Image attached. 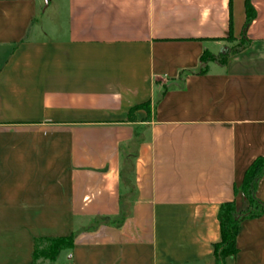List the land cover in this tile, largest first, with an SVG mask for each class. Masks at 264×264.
Segmentation results:
<instances>
[{"label":"crops","instance_id":"obj_1","mask_svg":"<svg viewBox=\"0 0 264 264\" xmlns=\"http://www.w3.org/2000/svg\"><path fill=\"white\" fill-rule=\"evenodd\" d=\"M244 2L228 39L230 0H0V264L71 234L55 263L214 264L219 205L247 208L264 156V0L243 31ZM236 247L264 264V213Z\"/></svg>","mask_w":264,"mask_h":264},{"label":"trees","instance_id":"obj_2","mask_svg":"<svg viewBox=\"0 0 264 264\" xmlns=\"http://www.w3.org/2000/svg\"><path fill=\"white\" fill-rule=\"evenodd\" d=\"M245 21L243 25V31L248 24L253 20L256 12L251 4V0H245ZM228 39H232V0H230V26H229ZM208 57H212L207 51H204L201 55V60H205ZM145 108L149 110V103L145 102L132 107L129 113V118L132 119V113L136 108ZM264 174V156L259 155L255 157L252 162L246 168L240 191L246 197L248 205L243 211H238L235 207L233 200L222 202L219 205L217 212V219L220 226L221 238L218 242L213 244L214 264H226V257L237 252L236 236L239 229V224L242 220L247 218L259 217L264 213V202L261 201L257 195V185L259 179ZM235 193L239 190L235 188ZM50 247L45 252V257L51 261H54L60 251L66 248H72L73 235L60 236L49 239ZM34 260L37 258L36 249L33 254Z\"/></svg>","mask_w":264,"mask_h":264},{"label":"rangeland","instance_id":"obj_3","mask_svg":"<svg viewBox=\"0 0 264 264\" xmlns=\"http://www.w3.org/2000/svg\"><path fill=\"white\" fill-rule=\"evenodd\" d=\"M50 247V241L42 240L37 243L36 253L37 258L34 260L33 264H57L54 261L49 260L45 257V252L48 251Z\"/></svg>","mask_w":264,"mask_h":264}]
</instances>
